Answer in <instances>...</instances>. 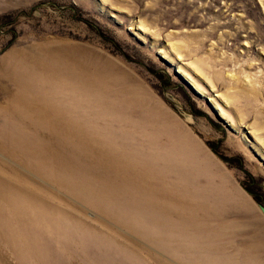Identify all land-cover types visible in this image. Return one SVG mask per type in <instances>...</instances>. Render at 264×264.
Returning <instances> with one entry per match:
<instances>
[{"label":"rangeland","instance_id":"1","mask_svg":"<svg viewBox=\"0 0 264 264\" xmlns=\"http://www.w3.org/2000/svg\"><path fill=\"white\" fill-rule=\"evenodd\" d=\"M46 100L53 131L112 141L50 142L27 123ZM248 147L264 159V0H0V264H264Z\"/></svg>","mask_w":264,"mask_h":264},{"label":"bare ground","instance_id":"2","mask_svg":"<svg viewBox=\"0 0 264 264\" xmlns=\"http://www.w3.org/2000/svg\"><path fill=\"white\" fill-rule=\"evenodd\" d=\"M66 52V51H65ZM67 54V53H66ZM66 56V55H65ZM66 59V58H65ZM75 61V60H74ZM82 61H83V59H82ZM53 63V62H52ZM56 64V63H55ZM86 65H87V63H86ZM85 65V66H86ZM84 66V67H85ZM58 67H59V65H58ZM61 72V71H60ZM96 74H98V73H96ZM81 79V78H80ZM76 80H77V78H76ZM92 80V79H91ZM80 81V80H79ZM90 81V80H89ZM94 81V80H93ZM93 85V84H92ZM22 89H23V87H22ZM85 90V89H84ZM86 90H87V88H86ZM92 90H94L93 88H92ZM91 90V92H93ZM87 92V91H86ZM43 95V94H42ZM62 96V95H61ZM65 96V95H64ZM39 98V97H38ZM40 99V98H39ZM57 99V98H56ZM58 100V99H57ZM19 101V103H20V105L21 106H23V100H18ZM44 103L45 104H42V106L40 107V108H36V109H38L36 112H38L37 113V116H36V118H34V119H32L31 121H28L27 123H30L29 125L31 126V127H33V126H35V125H38V124H41V125H43V126H45V129H51V130H49V131H46L45 133L48 135L47 137H49L50 138V142H56V141H58V140H60L61 139V136H62V133H65L66 134V137H68V138H73V137H76V138H79L83 143H86V142H107V141H112L111 139H109V138H97L96 136H85V135H82V134H73V133H71V132H69V133H67V132H60L61 130H63V128H64V125H65V123H66V120H65V115L66 114H68V111H66L65 113H64V109H63V107H56V106H54V105H51L50 103L51 102H49V101H44ZM25 105H26V103H25ZM21 108H23V109H20V108H18L17 110H26L25 108H24V106L23 107H21ZM78 110V109H77ZM12 112V114H13V110L12 111H10V112H8V114L10 115V113ZM120 112V111H119ZM41 113H48V114H52V115H54L55 116V120H52L47 114L46 115H43L42 116V118H41V120L39 121L38 120V116H40L41 115ZM7 116V115H6ZM12 121H13V119H12ZM12 121H10V122H12ZM130 125V124H129ZM56 128H58V130H60V131H53L52 129H56ZM30 130H31V128H29ZM14 130V129H13ZM14 132H15V134L17 133V131L16 130H14ZM39 133H41V132H39ZM20 134V133H19ZM4 137H5V139H7V140H9V142H10V146H9V148H7V149H9L8 151L9 152H11V151H15V152H17L18 154H19V157L21 158V160H24V159H26L27 157H29L30 159H34V160H37L39 163H40V161H42V160H44L47 156L48 157H52V158H54L56 155H57V157H59L60 156V154H59V152H58V150L56 151V153L54 152V149H52L53 148V146H56V147H59L58 146V144H53L52 143V145L50 144V145H47V146H45V147H42V146H38V145H36V147H33V148H24V147H22L20 144H18V140H20L21 139V137H18V136H15V137H13V136H10V135H4ZM46 137V138H47ZM83 147L84 148H86L84 145H83ZM87 149V148H86ZM89 150V149H88ZM198 153V152H197ZM130 155H133V154H130ZM11 156V155H10ZM137 157H139V158H141V156H137ZM196 157V156H195ZM197 158V157H196ZM88 159L89 160H91L92 161V163H94V164H96V165H98L99 166V168L98 167H96V166H94V164H93V167L95 168V169H97V170H99L100 168H106V170H105V172H107L108 174H113V172H111V169H112V171L114 170V168L115 169H120V168H118V166H116V165H111L110 163V161L108 160V159H106L105 157H104V154L102 153V152H99V151H97V150H94V149H90L89 150V152H88ZM140 160V159H139ZM111 165V166H110ZM51 167L52 168H54V169H56V168H59V169H63V170H65V168H64V165H62L61 164V167L56 163V162H54V163H52L51 164ZM100 171V170H99ZM105 172H103V173H105ZM96 173H98V172H96ZM202 174V173H201ZM116 175V174H115ZM206 175V174H205ZM107 176V175H106ZM202 177V176H201ZM205 177V176H204ZM218 179V178H217ZM210 180V179H209ZM219 181H220V179H218ZM206 181V180H205ZM205 183H207V182H205ZM210 183V182H209ZM207 185V184H206ZM205 185V186H206ZM213 186V185H212ZM209 187V186H208ZM214 187H215V189H216V186L214 185ZM6 188H9V190H10V193L12 192V191H19V193H20V196H21V198L23 199H25V198H27L29 201H33V202H43V200L41 201V199H38L37 197H34L29 191H27V190H25V189H23L22 187H21V185L19 184V182H17V181H15V182H12V183H6ZM218 188V187H217ZM216 191V190H215ZM220 191V190H219ZM229 191V190H228ZM210 193H213L214 194V192H212V190L210 191ZM222 198L220 199V200H223V199H225V198H228V194H227V192L226 193H222ZM209 198H211V197H209ZM209 202V201H208ZM228 203V202H227ZM212 207H210V209H211ZM19 211H22L21 209H19ZM221 211V210H220ZM220 211L219 212H217V214H216V218L218 219L219 217H220V215L221 214H219L220 213ZM222 216V215H221ZM42 230V229H41ZM33 231V230H32ZM42 234V233H41ZM16 236V235H15ZM38 238V237H37ZM13 239V238H12ZM10 240V239H9ZM8 240V241H9ZM35 241V240H34ZM3 245V244H2ZM17 245V244H16ZM13 246V245H12ZM19 251V250H18ZM20 253V252H19ZM15 254V253H14ZM19 256V255H18Z\"/></svg>","mask_w":264,"mask_h":264},{"label":"water","instance_id":"3","mask_svg":"<svg viewBox=\"0 0 264 264\" xmlns=\"http://www.w3.org/2000/svg\"><path fill=\"white\" fill-rule=\"evenodd\" d=\"M227 128L232 131L233 129L230 126H227ZM250 151H252V153H254V155L259 159V161L262 163V165L264 166V159L255 151L252 149V147H248ZM258 207L261 210V212L264 214V206L261 203H258Z\"/></svg>","mask_w":264,"mask_h":264}]
</instances>
